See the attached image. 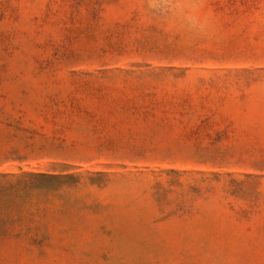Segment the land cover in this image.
Segmentation results:
<instances>
[{
	"label": "rangeland",
	"instance_id": "1",
	"mask_svg": "<svg viewBox=\"0 0 264 264\" xmlns=\"http://www.w3.org/2000/svg\"><path fill=\"white\" fill-rule=\"evenodd\" d=\"M0 264H264V0H0Z\"/></svg>",
	"mask_w": 264,
	"mask_h": 264
},
{
	"label": "trees",
	"instance_id": "2",
	"mask_svg": "<svg viewBox=\"0 0 264 264\" xmlns=\"http://www.w3.org/2000/svg\"><path fill=\"white\" fill-rule=\"evenodd\" d=\"M7 178L8 177L6 175H0V195L8 191H13L19 184V182L12 183L8 181Z\"/></svg>",
	"mask_w": 264,
	"mask_h": 264
}]
</instances>
